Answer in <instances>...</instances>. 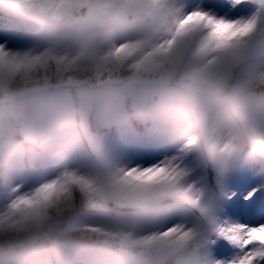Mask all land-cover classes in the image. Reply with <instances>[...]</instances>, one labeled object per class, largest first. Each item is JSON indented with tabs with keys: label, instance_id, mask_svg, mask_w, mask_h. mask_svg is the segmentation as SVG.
<instances>
[{
	"label": "snow or ice",
	"instance_id": "obj_1",
	"mask_svg": "<svg viewBox=\"0 0 264 264\" xmlns=\"http://www.w3.org/2000/svg\"><path fill=\"white\" fill-rule=\"evenodd\" d=\"M264 0H0V264H264Z\"/></svg>",
	"mask_w": 264,
	"mask_h": 264
},
{
	"label": "clouds",
	"instance_id": "obj_2",
	"mask_svg": "<svg viewBox=\"0 0 264 264\" xmlns=\"http://www.w3.org/2000/svg\"><path fill=\"white\" fill-rule=\"evenodd\" d=\"M219 103L235 105L236 107L244 110L254 111L259 113L261 108H264V92L251 90L247 97H233L230 92L224 93L217 98ZM28 264H42L39 256H34L28 261ZM55 264V261H53Z\"/></svg>",
	"mask_w": 264,
	"mask_h": 264
}]
</instances>
